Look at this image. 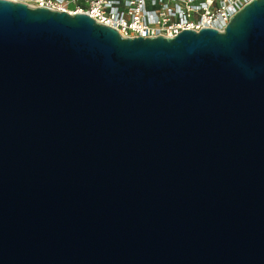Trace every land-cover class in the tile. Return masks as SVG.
Listing matches in <instances>:
<instances>
[{"label": "water", "instance_id": "obj_1", "mask_svg": "<svg viewBox=\"0 0 264 264\" xmlns=\"http://www.w3.org/2000/svg\"><path fill=\"white\" fill-rule=\"evenodd\" d=\"M229 20L0 0V264H264V0Z\"/></svg>", "mask_w": 264, "mask_h": 264}, {"label": "built area", "instance_id": "obj_2", "mask_svg": "<svg viewBox=\"0 0 264 264\" xmlns=\"http://www.w3.org/2000/svg\"><path fill=\"white\" fill-rule=\"evenodd\" d=\"M69 15L85 14L123 38H174L185 30L223 32L252 0H6Z\"/></svg>", "mask_w": 264, "mask_h": 264}]
</instances>
